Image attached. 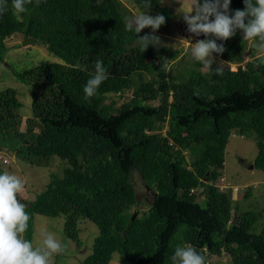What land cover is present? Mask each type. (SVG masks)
Wrapping results in <instances>:
<instances>
[{
	"label": "trees",
	"instance_id": "16d2710c",
	"mask_svg": "<svg viewBox=\"0 0 264 264\" xmlns=\"http://www.w3.org/2000/svg\"><path fill=\"white\" fill-rule=\"evenodd\" d=\"M131 1L144 9L142 0ZM166 1L151 0L148 9L164 15V25L174 18ZM26 7L17 16L7 0L0 14V64L15 35L36 39L59 62L8 67V78L29 87L32 113L24 119L17 92L0 90V139L18 141L13 157L21 162L48 167L57 157L67 166L34 200L20 196L32 217L25 238L33 240L37 215L63 217L64 235L78 249L79 222L98 228L82 264H111L115 253L121 264H173L175 248L186 245L206 264H264L259 215L237 210L232 191L221 188L232 134L256 141L254 168L264 170V55L254 42L241 30L217 40L225 51L203 71L194 57L161 44L142 52L125 27L136 14L122 0H31ZM244 7V0H231L229 14ZM145 34L164 38L151 28ZM98 60L108 78L86 98ZM134 172L151 201H138Z\"/></svg>",
	"mask_w": 264,
	"mask_h": 264
},
{
	"label": "clouds",
	"instance_id": "9594fccd",
	"mask_svg": "<svg viewBox=\"0 0 264 264\" xmlns=\"http://www.w3.org/2000/svg\"><path fill=\"white\" fill-rule=\"evenodd\" d=\"M142 2L144 9H150L151 0H142ZM11 3L14 14L20 16L27 12L26 5L30 4L31 0H11ZM230 4L231 0H203V2L191 0L189 11L182 15L191 34L205 36L204 40L195 38L198 41L194 44L190 43L192 56L202 63L205 69L213 70V54L222 55L225 51L224 45L216 41L229 40L237 30L243 32L244 40L253 41V47L264 55V0H244V9H237L233 14H229ZM5 11H7V0H0V14ZM165 22L164 15L158 14L153 17L143 11L127 18L125 27L126 31H135L136 43L141 51L145 52L149 45L159 46L161 40L154 34L143 36L139 34L146 28H151L155 33ZM210 36L215 39L206 38ZM223 64L224 62H220V66L215 70L217 75L223 74ZM233 67L237 69V65ZM94 68V75L87 80L83 88L86 98L95 96L101 84L108 78L102 61H96ZM0 162L8 164L1 156ZM24 192L25 182L18 175L9 171L0 172V264H53L54 257L63 253L66 245L51 232L41 234L42 243L39 246L25 238L32 217L27 211L26 204L20 200ZM171 260L173 264H206V257L191 245L176 247Z\"/></svg>",
	"mask_w": 264,
	"mask_h": 264
},
{
	"label": "rangeland",
	"instance_id": "374dc122",
	"mask_svg": "<svg viewBox=\"0 0 264 264\" xmlns=\"http://www.w3.org/2000/svg\"><path fill=\"white\" fill-rule=\"evenodd\" d=\"M125 6L130 8L136 15L143 11L155 17L158 15L155 12H150L148 9H141L136 6L131 0H122ZM191 0H168L165 6L168 7L174 18L162 25L158 31L161 32L164 38L161 39V45L168 47L172 51L179 50L180 54L185 53L189 58L192 56L190 52V43L194 44V37L184 36L188 26L184 22L182 15L189 11ZM135 16V15H134ZM190 41H180V40ZM180 41V42H179ZM23 38L21 35H15L7 39L8 53L6 63L0 64V90L14 89L18 94V99L22 103L21 115L24 119L29 118L32 113L31 103L32 96L29 87L23 83L17 82L12 78L7 77L8 67L13 66L14 69H29L41 61L59 62V60L48 52V50L37 42L31 45H22ZM193 57V56H192ZM187 63V62H186ZM181 64V69L186 64ZM11 65V66H10ZM206 70L203 68V71ZM176 72V71H174ZM177 73V72H176ZM17 80V79H16ZM0 156L7 161L4 166V171H9L18 175L25 182V192L22 197L27 200H34L36 195L45 190L50 183L52 176H61L63 169L67 164L61 159L55 157L50 162L48 167H36L28 163L21 162L13 157L12 154L1 150ZM258 156V147L253 138L242 137L238 134H232L225 151L224 162V178L227 189L233 193V204L240 212H253L259 215V227H264V170L251 169ZM133 184L136 189L138 201L143 202L145 199L152 200L153 193L150 192L138 172L133 173ZM252 191L249 198H245L243 194L245 189ZM236 189V191H235ZM238 190V191H237ZM198 202L205 206V200L201 196ZM140 209H144V205H140ZM84 228V232L80 231V239L82 247L77 248L76 244L70 241L64 235V218H46L37 215L35 217L33 244L39 246L42 243V233L51 232L56 238L66 245V250L54 257L53 264H82L84 259L92 253V248L95 239L98 236V228L95 224L87 220H81L78 224L79 230ZM228 258H222L221 264H229ZM111 264H121L119 254L115 253L112 256Z\"/></svg>",
	"mask_w": 264,
	"mask_h": 264
},
{
	"label": "water",
	"instance_id": "95a60500",
	"mask_svg": "<svg viewBox=\"0 0 264 264\" xmlns=\"http://www.w3.org/2000/svg\"><path fill=\"white\" fill-rule=\"evenodd\" d=\"M183 35L188 36V37H194L198 40H204L205 39L204 35L195 36V35L191 34L188 30ZM35 41L36 40L33 38L25 37L23 42H22V45L24 47V46H27V45L34 43ZM18 147H19V143L15 139H0V148L5 149L10 154H14L16 152V150L18 149ZM250 168L254 169V165H252ZM135 217H136V213L133 215V219Z\"/></svg>",
	"mask_w": 264,
	"mask_h": 264
},
{
	"label": "built area",
	"instance_id": "2783aa9c",
	"mask_svg": "<svg viewBox=\"0 0 264 264\" xmlns=\"http://www.w3.org/2000/svg\"><path fill=\"white\" fill-rule=\"evenodd\" d=\"M232 70H236V68L235 67H233L232 66V68H231ZM224 182V179H222V183ZM221 188H223V185H221Z\"/></svg>",
	"mask_w": 264,
	"mask_h": 264
},
{
	"label": "flooded vegetation",
	"instance_id": "af4514ba",
	"mask_svg": "<svg viewBox=\"0 0 264 264\" xmlns=\"http://www.w3.org/2000/svg\"><path fill=\"white\" fill-rule=\"evenodd\" d=\"M195 40V39H194Z\"/></svg>",
	"mask_w": 264,
	"mask_h": 264
}]
</instances>
